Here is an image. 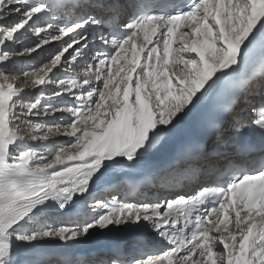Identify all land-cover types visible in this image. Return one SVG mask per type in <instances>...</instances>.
<instances>
[{"label": "snow or ice", "instance_id": "6c2138e0", "mask_svg": "<svg viewBox=\"0 0 264 264\" xmlns=\"http://www.w3.org/2000/svg\"><path fill=\"white\" fill-rule=\"evenodd\" d=\"M152 5L0 0V264H264V74L236 77L254 57L264 64V0ZM48 85L72 102H26ZM190 122L214 143L258 145L260 159L191 194L121 200L160 159L205 152L189 142ZM116 233H132L134 247L108 246ZM81 247L97 254L78 258Z\"/></svg>", "mask_w": 264, "mask_h": 264}, {"label": "bare ground", "instance_id": "6f19581e", "mask_svg": "<svg viewBox=\"0 0 264 264\" xmlns=\"http://www.w3.org/2000/svg\"><path fill=\"white\" fill-rule=\"evenodd\" d=\"M58 2H69V0H58ZM126 55L130 59L131 51L130 50L127 51ZM37 58L39 59L38 61L41 60L40 57H37ZM35 60L31 59L30 61H27L30 63L28 66L31 67L32 65L38 64V63H35ZM16 68L18 70L17 66ZM115 71L116 70H114V73ZM58 75L63 79H67L69 74H65V76L63 75V77L61 76L62 74H58ZM69 87L71 88V85H69ZM36 91H38V93L35 94L36 98L34 97V95L33 96L28 95L27 97H25L26 102H34L35 99L39 98L42 104H47L48 103L47 101L50 102L51 100H57L56 102L52 104H59L63 106L64 103L70 104V101L68 100L69 98L70 99L73 98L70 95H66L65 98L61 96L59 97L55 96L53 89L51 88V85H48V88L47 86H43L40 89H36ZM48 99H51V100H48ZM42 118L44 122H48L51 125L52 120L50 116L49 117H30V119H32L35 122H38ZM56 123H60V121L56 120ZM214 137L215 135L212 136V138L207 141L205 152H196L195 154H193L192 159L185 161L184 163L178 164L177 168L175 169H167V170L162 169L161 172L156 176L157 178L154 182H149V180L147 179L148 175L147 176H137L135 177L136 178L135 180L130 179L127 183H125V186H122L118 190V193H117L118 197L121 200L126 199V198L141 199L142 197H144V191H145L146 185H148L149 186L148 188L150 189L148 190L147 195L145 194V197H147L148 199H152V197H149L151 190H155V192L157 191L159 192V194L163 192H170V191H177V192H182V193H188L190 191H197L198 190L197 185L211 181L208 179H212L213 177L211 174H208L206 172L210 171L211 173L212 172L217 173L218 171L224 170V167H225L224 162L221 163L217 157L209 155L211 154V150H210L211 148L223 151L220 148V146L214 145L216 143H219L218 141H216L215 143L213 142ZM205 155L208 156L210 160V165L206 164ZM200 165H205V174L203 176H201L200 172L196 170ZM162 166L163 165H161V167ZM151 172H153V170ZM122 189H123V193H120ZM125 234H128V233H125ZM126 239L127 238H124L123 239L124 241L122 240L120 242H117L115 246L120 248L122 251H127L131 247H134V244H133L134 238H130L129 240H126ZM127 242L129 244L125 245ZM160 247L161 246L159 244H153L149 246L148 248H146L145 251L153 254V253H156L160 249ZM80 249L81 248L74 250V254L76 255V254L81 253L82 251L80 252L79 251ZM96 254L97 253H91V252L86 251L83 254V256H81V258L88 259L89 256L96 255Z\"/></svg>", "mask_w": 264, "mask_h": 264}, {"label": "rangeland", "instance_id": "374dc122", "mask_svg": "<svg viewBox=\"0 0 264 264\" xmlns=\"http://www.w3.org/2000/svg\"><path fill=\"white\" fill-rule=\"evenodd\" d=\"M47 56H48V53L47 52H45V53H43L42 55H41V57H40V59L41 60H46L47 59ZM20 60V59H19ZM17 60V67H18V70H21V68L22 69H24V70H27V69H29L30 67L28 66L30 63L29 62H27V61H30L31 59L30 58H24V59H22V60ZM39 59L38 58H36V60H35V63H38V64H40V62H41V60L40 61H38ZM23 61V62H22ZM20 63V64H19ZM122 63H124V61H122ZM34 64V63H33ZM42 66V65H41ZM117 68L119 67V66H116ZM114 70H116V68H114ZM63 75L65 76V74H62L61 76L63 77ZM61 78V77H60ZM117 79H119V78H117ZM67 80V79H66ZM53 85H51V88L53 89ZM47 88H48V86H47ZM36 93H38V91H36V89H34L33 91H32V93H30V96H33L34 95V97L36 98V96H35V94ZM28 94V93H27ZM48 100H51V99H48ZM72 100H73V98L72 99H70L69 98V101H70V103L72 102ZM57 100H51L50 102L49 101H47L48 103H54V102H56ZM47 103V104H48ZM56 116H57V120H59V114H56ZM44 122V120H43V118L41 119V120H39L38 122ZM60 121V120H59ZM35 122V121H34ZM21 127L24 129V131L25 132H29V131H31V129H28V126L26 125V124H24L23 123V121H21ZM68 139L69 138H67V137H64V136H60V135H52L51 137H50V143H54V144H66L67 142H68ZM123 186H125V184L123 185ZM148 190H150L148 187L146 188V193L148 192ZM120 193H123V189H122V191H120ZM120 234H125V233H120ZM80 252L82 251L83 253H85L86 251L85 250H83L82 249V247H81V249L79 250ZM153 254H155V253H153Z\"/></svg>", "mask_w": 264, "mask_h": 264}]
</instances>
